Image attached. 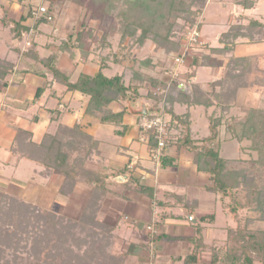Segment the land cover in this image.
Here are the masks:
<instances>
[{"label": "crops", "instance_id": "0c3cea01", "mask_svg": "<svg viewBox=\"0 0 264 264\" xmlns=\"http://www.w3.org/2000/svg\"><path fill=\"white\" fill-rule=\"evenodd\" d=\"M63 3L0 0V61L10 68L0 82V190L36 208L78 217L94 184L77 182L65 195L60 192L63 176L48 173L39 161L41 145L51 150L52 144L54 150L72 139L79 145L87 137L96 145L88 167L106 176V193L99 202L97 219L111 229V253L121 264H220L214 259L223 253L227 230L235 227V221L226 201L210 190L209 175L193 163V151L182 140L184 129H170L158 158H154L152 135L140 129L142 117L136 113L144 107L147 115L153 106L160 107L161 101L148 98L142 89L136 100L109 103L106 110L121 114V119L102 123L101 113L88 106L89 96L68 90L62 78L54 76L42 62L52 57L55 70L68 76L71 84L98 72L106 78L122 76L125 86L131 81L128 60L119 64L106 59L105 52L89 49L82 54L77 49H63L65 40L78 31L70 20L75 14L67 12ZM38 7L46 8L53 22L34 28V20L28 15ZM19 21L30 29L15 39L12 29ZM31 30L35 36L26 48L23 34ZM198 70L191 76L195 81ZM178 89L183 95L173 92L178 100L172 104L171 113L163 111L164 117H169L170 124L171 114H187L188 137L195 145L208 137L194 127V110L203 107L187 108L185 84H178ZM37 90L41 92L38 96ZM220 148L221 142L219 155ZM147 226L154 232L147 231Z\"/></svg>", "mask_w": 264, "mask_h": 264}, {"label": "trees", "instance_id": "16d2710c", "mask_svg": "<svg viewBox=\"0 0 264 264\" xmlns=\"http://www.w3.org/2000/svg\"><path fill=\"white\" fill-rule=\"evenodd\" d=\"M95 1L98 0H82L80 4L84 6ZM103 1L106 5L99 12L101 17L108 16L115 19L108 13V8L111 6L118 9L116 15L122 20L118 26L109 29L107 36L116 32L119 35L120 43H122V50H124L119 55L120 59L116 54H107L105 58H112L119 64L127 59L132 64V78L129 84L124 85L122 76L106 78L101 72L91 78L81 76L76 83L71 84L68 82V76H62L55 70L52 65V57L42 62L47 65L54 76L62 78V82L68 90L79 91L89 96L88 106L101 113L102 123L113 120L118 122L121 119V114L112 115L106 110L109 103L119 100H136L141 96L142 89L147 91L148 98L154 99L157 103L162 100V96H154L152 90L168 87L165 97L167 105L163 110L171 113L172 104L178 100V97L172 96L173 92L176 91L178 96L182 94V91L178 89L177 84H169L168 77L161 78L149 74V71L154 70L159 62L154 63L151 59L139 60L133 55V51L140 50L146 43H151L161 46L165 55L176 54L181 46V34L185 29L188 31L197 24L196 12L193 11V8L202 12L207 0ZM256 1L258 0L244 1L239 4L245 9H252ZM28 16L32 18L31 10ZM33 20L34 28L41 24L51 23L47 22L45 17ZM245 25L232 24L229 26L221 37V42L225 41V43L223 42L224 46L218 51L224 54L232 52L237 39L250 36L247 30L264 28L255 19L249 20ZM86 27L87 24L82 22L74 37H68L65 40L63 49L68 51L77 49L82 54L88 50L85 48L84 39L86 36L87 38L90 36L92 30ZM29 29L19 21L12 29V37L20 39L21 33ZM103 38L100 41L101 45L98 44L100 42L93 43L92 51L94 53L110 48L108 40L106 42ZM246 60L248 59L232 60L231 64L234 65V68L240 69L238 67L242 66ZM2 64L4 63L0 61V82L6 74L10 73V68L5 65L6 69H3ZM261 74L263 71L253 75L250 83H248L251 77L249 72L243 74L244 76L228 74L227 77H230L235 83L233 89L226 95L205 93L199 86L192 84L189 87L190 90L184 92L186 107H203L205 110L213 107L218 112L225 113L233 105L239 89H248L250 92L254 88H261L264 91V77L262 78ZM168 84L169 86H167ZM40 93V90H37L36 96ZM152 109L157 111L154 106ZM257 111L255 107L248 108L246 117L242 120L234 119L233 125L227 131L231 134V139L237 143L250 141L252 146H249V150H255L261 154L260 149L255 145L259 140H264V110H260L258 113ZM171 115L169 131L173 127L179 130L184 129L181 132L182 140L189 144L193 151V163L199 171L209 175L212 181L210 190L219 194L226 201L225 206L235 221V227L227 230L224 251L220 257H215L214 263L264 264V170L261 171L264 167L259 165L258 160L255 162L258 171L254 170L255 175L249 177L246 175L245 169L235 168L237 162L220 157L218 134L219 128L223 125V115L208 116L210 135L195 145L188 137L189 126L186 122L188 115ZM254 117L256 118L254 119ZM27 137L29 139V134ZM85 140H89V138L81 139L83 143L78 145L74 142L79 141L72 139L64 147L58 146L54 150L52 144L49 146L51 150L43 144L41 145L43 154L39 161L45 166L48 173L53 172L63 176L64 181L60 192L65 195L71 192L77 182L94 184L90 197L78 217L67 218L50 210L36 208L32 204L0 190V239L16 241L15 243L18 242V244L21 242L24 247L29 244V255L25 261L14 256L13 261L9 263L121 264L120 259L111 253L113 245L111 229L97 219L99 202L106 193L104 187L106 176H101L93 168L88 167V160L95 152L96 145L90 140V142ZM241 164L250 165L251 161H242ZM17 234L21 235L19 239Z\"/></svg>", "mask_w": 264, "mask_h": 264}, {"label": "rangeland", "instance_id": "374dc122", "mask_svg": "<svg viewBox=\"0 0 264 264\" xmlns=\"http://www.w3.org/2000/svg\"><path fill=\"white\" fill-rule=\"evenodd\" d=\"M244 1L250 2L251 0H207L206 6L202 12L201 10L196 11L197 8H193V11L196 12V25L198 26L199 36L196 38L194 43L191 42L190 46H187L188 54L186 55L185 63L182 65L176 66L173 62V58L181 51L183 46L186 45L188 33L186 29L181 34V46L179 50H177L176 54L165 55L161 46L146 43L140 50L133 51V55L139 60L151 59L154 63L159 62V65H156L154 70L149 71V74L157 73L159 75L158 77L162 76V78H164L168 76H166V72L168 73L169 71L172 72V70H176V72L181 74L182 77L189 79L188 83H184L186 86L185 90L187 92L190 90V85L197 83L196 85L200 87L202 92H212L213 94L226 95L233 89V85L235 83L230 77H227L228 74L244 76L243 74H248L249 72L251 77L249 78L248 83H250L253 75L263 71V74H261V77L263 78V27L253 28L250 31L247 30V33H250V36L237 39L232 52L224 54L223 52L218 51L223 48V42L225 43V41L221 42L222 34L226 32L228 27L232 24L247 25L249 20L255 19L262 24V26H264V0L256 1L255 6L252 9H245L241 4H239ZM81 2L82 0H64L62 5L67 7V12H73L75 14L70 20L78 26V30L82 22L87 24L89 30H92L90 36L88 38L86 36L84 39L85 48H88V51L89 49L92 50L93 43L100 42L104 36L103 39H105V41L108 40V42H106L110 44V48L100 51V53L105 52L106 55L116 54V56L118 55V59H120L119 55L123 53L124 50H122L123 48L122 43L119 41V35H117L116 32H112L107 36L109 29L118 26L119 22L122 20L118 15H116L118 9L111 6L108 8V13L115 19L108 16L101 17L99 12L106 5L103 0H98L94 3L90 2L89 5L84 6L80 4ZM32 34V36L28 37L29 40L31 38L33 39L35 36V33ZM98 44L101 45V42ZM244 58H247L248 60H246L242 66L238 67L240 69L234 68V65L231 64L232 60ZM124 61H127V59ZM130 65L132 66L131 63ZM197 70L199 71V77L195 81L191 78V76L194 77ZM144 71L146 70L144 69ZM206 77H208V79H206ZM163 106H165V102L163 105L160 104L159 108H162ZM253 107H255L258 111L264 110V91L261 88H254L250 92L248 89H239L233 105L225 113L220 111L219 113L213 107L206 110L209 115H223L224 117L222 119L223 125L219 128L218 134V141L219 143L221 142L220 157L237 162L235 168L245 169L246 175L249 177L255 175L254 170L258 171V166L255 165V162L259 160V165L262 168L264 167V164H262L264 163V140H259L256 143L257 145H255L260 149V154L255 150H249V146L251 145L250 141L237 143L235 140L231 139V134L227 131V129L233 125L234 119H244L248 113V108ZM194 116L197 119L194 127L197 130L200 129L205 135L209 136V122L206 119L205 110L203 108L195 109ZM255 118L256 117H254V119ZM168 119L169 117L167 116V120ZM242 161H251V164L243 165L241 164ZM263 170L264 169H261V171ZM17 235V238L19 239L21 235ZM15 242H12V240L3 241V239H0V264H8L10 261H13L12 259L14 256L21 258L23 261L28 258L29 244L24 247L23 243L20 242L18 244V242ZM9 264H12V262Z\"/></svg>", "mask_w": 264, "mask_h": 264}, {"label": "built area", "instance_id": "2783aa9c", "mask_svg": "<svg viewBox=\"0 0 264 264\" xmlns=\"http://www.w3.org/2000/svg\"><path fill=\"white\" fill-rule=\"evenodd\" d=\"M45 17L47 22H53V15L44 7H38L37 9L32 11V18L39 19ZM29 33V34H28ZM23 35L24 37V46L28 48L30 46V40L28 37L32 36L34 33L32 30ZM199 36L198 26L195 25L192 29L188 30L187 38H186V45L183 46L181 51L175 55L173 58V62L176 66L182 65L185 63L186 55L188 54L187 46H190L191 42L194 43L196 38ZM168 75V76H167ZM166 76L169 78V84H184L185 82L188 83L189 79H186L181 76L176 70L166 72ZM169 84L167 86H169ZM167 89H160L155 88L152 90L153 95H160L162 96L161 104L163 105L165 102V97L167 94ZM151 108V107H150ZM164 109V106L162 107ZM157 108L156 110H152L151 112L147 113L145 117H142L140 120V129L143 132L150 133L153 139L156 142V151L154 153V158H158L160 156V152L165 149L167 140L169 137V120H166L164 117L163 109ZM147 231L154 232L152 226H147Z\"/></svg>", "mask_w": 264, "mask_h": 264}, {"label": "water", "instance_id": "95a60500", "mask_svg": "<svg viewBox=\"0 0 264 264\" xmlns=\"http://www.w3.org/2000/svg\"><path fill=\"white\" fill-rule=\"evenodd\" d=\"M136 114H137V116H139V117H145V116H146V110H145V108L142 107L141 110L138 111Z\"/></svg>", "mask_w": 264, "mask_h": 264}]
</instances>
